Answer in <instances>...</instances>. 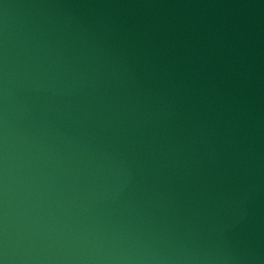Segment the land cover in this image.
Segmentation results:
<instances>
[{"label": "water", "instance_id": "obj_1", "mask_svg": "<svg viewBox=\"0 0 264 264\" xmlns=\"http://www.w3.org/2000/svg\"><path fill=\"white\" fill-rule=\"evenodd\" d=\"M0 264H104L67 125L22 0H0Z\"/></svg>", "mask_w": 264, "mask_h": 264}]
</instances>
